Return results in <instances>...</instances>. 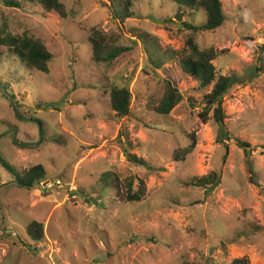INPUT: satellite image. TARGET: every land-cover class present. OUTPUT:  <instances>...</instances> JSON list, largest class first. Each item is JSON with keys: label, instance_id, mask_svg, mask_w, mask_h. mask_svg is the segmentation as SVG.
I'll use <instances>...</instances> for the list:
<instances>
[{"label": "rangeland", "instance_id": "rangeland-1", "mask_svg": "<svg viewBox=\"0 0 264 264\" xmlns=\"http://www.w3.org/2000/svg\"><path fill=\"white\" fill-rule=\"evenodd\" d=\"M17 1L0 0V30L40 40L53 59L39 72L0 52V264H264V0H222L224 25L199 32L163 0H132L121 25L99 0H62L65 18ZM94 29L124 52L96 60ZM193 46L213 49L233 79L224 128L199 116L212 86L182 71ZM166 79L183 95L168 115L156 110ZM124 86L131 110L119 117L110 92ZM222 131L251 144L253 173ZM2 161L46 176L18 187ZM212 171L219 185L189 184ZM129 185L141 200L125 201ZM33 220L40 242L26 232Z\"/></svg>", "mask_w": 264, "mask_h": 264}, {"label": "trees", "instance_id": "trees-1", "mask_svg": "<svg viewBox=\"0 0 264 264\" xmlns=\"http://www.w3.org/2000/svg\"><path fill=\"white\" fill-rule=\"evenodd\" d=\"M6 6L19 7L20 1L3 0ZM104 8L108 9L109 21L121 25L126 19L134 17L132 0H99ZM164 3L175 7V16L180 20L188 17L192 19L182 21L184 26L195 32L216 30L222 27L227 19L223 9L222 0H163ZM41 6L48 12H56L62 18L68 16V10L62 0H39ZM204 12L206 21L202 24H195L198 12ZM90 38L94 57L96 60L112 61L124 52L121 47H112L108 49L107 35L99 29H94ZM10 55L17 57L21 64L30 70L39 72H48L49 64L53 59V54L46 46L38 39L25 36H16L8 32L0 30V52L5 49ZM264 48V45H263ZM106 52V53H105ZM217 54L213 49L201 50L198 46H193L191 52L182 60V71L199 80L203 88L212 86L210 92L204 96L203 111L199 114L204 122L214 120L220 128H224L226 112H225V96L232 87L233 79L231 76L218 74L214 61ZM165 94L160 100V104L156 110L160 114L168 115L173 108L183 100V95L178 87L169 79L165 80ZM111 108L119 117L129 115L132 103V92L126 86L113 87L110 92ZM43 134V132H42ZM224 134V135H223ZM222 136H227L229 140H234L237 145L242 148L247 157L250 173H253L252 149L251 144L237 137H231L228 132ZM128 158L141 165H147L144 158H140L135 154L129 153ZM13 175L14 182L18 187L32 189L37 184L41 183L46 176L44 165H36L25 172L20 173L13 165L2 161ZM106 180V179H105ZM221 178L219 173L212 171L204 176H195L189 184L192 186L215 187L219 185ZM128 192L125 197L126 202H136L141 200L139 193L133 192L131 186H128ZM28 237L33 242H40L45 238L44 224L33 220L28 224L26 229ZM232 264H249L247 258H236Z\"/></svg>", "mask_w": 264, "mask_h": 264}]
</instances>
